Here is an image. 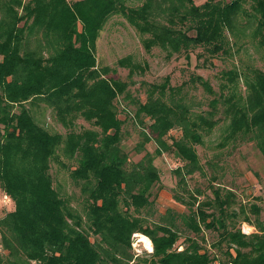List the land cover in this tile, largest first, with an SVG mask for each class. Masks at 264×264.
Listing matches in <instances>:
<instances>
[{
    "label": "trees",
    "instance_id": "obj_1",
    "mask_svg": "<svg viewBox=\"0 0 264 264\" xmlns=\"http://www.w3.org/2000/svg\"><path fill=\"white\" fill-rule=\"evenodd\" d=\"M114 15L135 28L148 52L159 47L168 57H190L201 48L203 65L250 46L264 49V0H0V187L15 202L0 217V264H264V225L246 234L227 223L237 215L230 188L211 187L213 197L201 201L200 188L190 200L175 192L188 211L170 208L155 218V158L168 153L180 161L174 174L186 183L204 171L197 146L221 119L218 146L254 141L264 155V70H223L210 108L190 97L188 82L151 83L122 117L119 95L131 97L129 83L110 76L115 69L99 66L96 53ZM118 63L131 75L137 67L130 55ZM190 83L213 92L200 75ZM128 119L142 127L131 151L122 143ZM175 128L182 134L170 142ZM54 163L80 189L78 197L63 182L55 185ZM206 229L218 232L209 247ZM139 233L153 245L145 258L133 248Z\"/></svg>",
    "mask_w": 264,
    "mask_h": 264
},
{
    "label": "rangeland",
    "instance_id": "obj_2",
    "mask_svg": "<svg viewBox=\"0 0 264 264\" xmlns=\"http://www.w3.org/2000/svg\"><path fill=\"white\" fill-rule=\"evenodd\" d=\"M194 1L197 4H202L206 0ZM200 51L201 48L195 50L190 57H186L185 53L168 57L166 52L159 47H155L148 52L138 32L122 15H114L110 19L98 39L96 49L99 66L114 68L115 71H110V76L129 83L127 89L131 93V97L126 96V93L119 95L120 100H118V103L122 117L127 115L123 110L125 107L132 112L135 111L136 104L134 100L145 99L147 85L151 83L162 84L168 80L170 86H177L188 82L185 91L190 94V97H194L195 100H202L204 108H210L208 105L210 99L220 93L221 84L225 81L222 77L223 70L232 68L234 64L238 66L239 70L249 68L264 70L263 48L250 46L248 51H241L233 56L221 55L213 59L209 58L205 63L206 65H203V59H198L197 55ZM127 55L132 57L133 63L137 66L132 75L129 67L120 66L118 63V60ZM199 75L210 82L213 92H207L201 86L197 89L192 86L190 83L191 78ZM241 85H243V81H241ZM219 117H222V115L217 114L215 118ZM49 122L51 126L64 131L62 124L51 119H49ZM79 123L83 126H90L82 118ZM224 124V119H221L213 133L206 137V143L203 146H197L204 171L196 172L193 176H187L186 183L182 185H179L178 178L174 174V169L181 164L180 161L174 159L168 153L155 158V164L159 168L161 176V181L155 189L157 190L155 193L158 194V213L155 218H158L160 214H164L170 208L177 212L188 211L187 206L175 200V192L190 200V194H195L196 189L200 188L204 192L198 196L199 201H201L213 197L211 187L221 186L220 188L232 189L236 198L231 210L237 215L234 218H227L230 227L234 226L241 228L242 231L246 230L253 233L259 230L258 223L264 225V155L254 141H239L236 145L230 142L225 147L218 146ZM141 129L139 122H135L133 119H128L127 123L123 125L122 143L127 151H131L141 140ZM181 134V130L175 128L169 132L167 138L171 142L173 137L178 138ZM146 148L154 153L156 145L154 142H150L146 145ZM141 156L142 153L132 154L131 158L133 161H138ZM51 172L54 174L56 186L59 180L63 182L64 190L78 197L81 193L80 189L74 186L68 172L60 164L54 163ZM159 187L161 188L159 189ZM5 195L0 187V217L15 208V202L10 197L8 200L5 199ZM74 203H77V200ZM253 206L259 207V214L253 212ZM208 210L212 211L213 208H208ZM246 216L249 217L250 221H245ZM139 234L133 235V248L135 252L145 258L146 253L152 250L147 249L145 247L146 243L140 241L141 236ZM205 235L208 247L218 239L217 231L206 229ZM182 241L183 237L178 241V244L180 245ZM180 248H182V245ZM213 250L217 252L216 248ZM215 264H219V262H215Z\"/></svg>",
    "mask_w": 264,
    "mask_h": 264
},
{
    "label": "bare ground",
    "instance_id": "obj_3",
    "mask_svg": "<svg viewBox=\"0 0 264 264\" xmlns=\"http://www.w3.org/2000/svg\"><path fill=\"white\" fill-rule=\"evenodd\" d=\"M139 236H141L140 241L146 243L145 247L149 250H152L153 248H152L151 240L147 236H145L144 234H139Z\"/></svg>",
    "mask_w": 264,
    "mask_h": 264
},
{
    "label": "built area",
    "instance_id": "obj_4",
    "mask_svg": "<svg viewBox=\"0 0 264 264\" xmlns=\"http://www.w3.org/2000/svg\"><path fill=\"white\" fill-rule=\"evenodd\" d=\"M5 199H9L8 195H5ZM246 234H250L251 232H247L246 230L243 231ZM2 250V244H1V229H0V251Z\"/></svg>",
    "mask_w": 264,
    "mask_h": 264
}]
</instances>
